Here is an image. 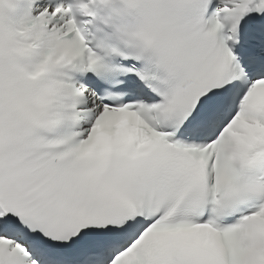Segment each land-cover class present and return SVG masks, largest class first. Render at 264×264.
Returning <instances> with one entry per match:
<instances>
[{
  "label": "snow or ice",
  "instance_id": "snow-or-ice-1",
  "mask_svg": "<svg viewBox=\"0 0 264 264\" xmlns=\"http://www.w3.org/2000/svg\"><path fill=\"white\" fill-rule=\"evenodd\" d=\"M0 264H264V0H0Z\"/></svg>",
  "mask_w": 264,
  "mask_h": 264
}]
</instances>
